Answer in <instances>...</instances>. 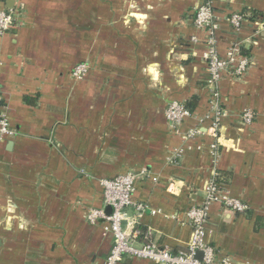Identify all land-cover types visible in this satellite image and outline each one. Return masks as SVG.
<instances>
[{
	"label": "crops",
	"instance_id": "crops-1",
	"mask_svg": "<svg viewBox=\"0 0 264 264\" xmlns=\"http://www.w3.org/2000/svg\"><path fill=\"white\" fill-rule=\"evenodd\" d=\"M204 1L0 0L18 24L0 34L3 101L16 132L0 136V264H104L113 236L87 214L105 208L100 180L130 171L139 173L134 200L148 205L140 218L128 208L135 227L174 252L187 248L186 212L202 202L215 164L208 120L202 134L183 136L212 96L206 32L193 23ZM212 1L220 54L238 41L252 60L242 77L221 80L227 116L217 157L221 189L249 210L212 205L207 241L235 264H264V32L248 20L236 32L227 21L233 12L263 21L264 0ZM81 62L90 70L76 80ZM194 97L175 132L169 102ZM247 109L252 124L242 120ZM120 264L156 263L125 256Z\"/></svg>",
	"mask_w": 264,
	"mask_h": 264
},
{
	"label": "built area",
	"instance_id": "built-area-1",
	"mask_svg": "<svg viewBox=\"0 0 264 264\" xmlns=\"http://www.w3.org/2000/svg\"><path fill=\"white\" fill-rule=\"evenodd\" d=\"M248 19V14L241 12H233L227 17V21L236 32L242 30ZM219 21L220 18L215 13L212 0H205L197 6L193 23L196 28L206 32L204 39L206 48L202 59L206 64L207 85L212 90V96L207 116L199 119L198 125L189 129L183 136L185 139H193L202 134V124L204 120H208L207 134L213 139L210 150L215 164L212 176L204 189L202 202L191 206L186 212V221L192 229L187 248L174 252L168 247L160 246L150 238L149 233H142L138 227H135L136 218L131 219L128 208L135 207L137 217L140 218L148 210V205L134 200L133 194L139 173L130 171L100 180L104 188L105 208L111 207V212L108 213L105 208L92 207L87 214L91 224L102 223L104 233L113 236V245L104 264H120L125 256L148 259L156 264H235L230 256L219 255L216 248L207 241V222L210 208L216 203L222 204L234 213H246L249 210L248 204L230 196L220 188L217 157L220 129L223 119L227 116L220 100L221 80L225 75L233 78L242 77L251 66L252 60L249 56L242 54L241 43L238 41L232 43L224 55L220 54L217 36ZM255 24L257 32H264V20H258ZM17 25L16 11L0 9V34L14 29ZM192 41L199 42V39L193 36ZM89 70L90 66L86 62H81L72 69L71 76L76 80H82ZM191 116L192 112L183 102L177 100L170 101L165 110V117L170 127L177 133L180 132V126L185 119ZM241 117L245 124H252L256 119V113L247 109ZM15 133L3 101L0 80V136L10 137ZM157 212V210H151L152 214Z\"/></svg>",
	"mask_w": 264,
	"mask_h": 264
},
{
	"label": "trees",
	"instance_id": "trees-1",
	"mask_svg": "<svg viewBox=\"0 0 264 264\" xmlns=\"http://www.w3.org/2000/svg\"><path fill=\"white\" fill-rule=\"evenodd\" d=\"M241 13H245V12H241ZM261 17V16H260ZM260 21L261 18H259V14L257 13H254L253 16L251 18L248 19L249 22H252V23H255L256 21ZM242 54L245 55L243 53V49H242ZM185 104V106L191 111L193 112L196 105H197V99L194 97V98H191L190 100L186 101V102H183ZM220 182H221V178H219V186L220 188H222V186L220 185ZM142 233H144V229H142L141 227H138Z\"/></svg>",
	"mask_w": 264,
	"mask_h": 264
},
{
	"label": "water",
	"instance_id": "water-1",
	"mask_svg": "<svg viewBox=\"0 0 264 264\" xmlns=\"http://www.w3.org/2000/svg\"><path fill=\"white\" fill-rule=\"evenodd\" d=\"M107 212L110 213L111 212V207H107ZM200 256V254H199Z\"/></svg>",
	"mask_w": 264,
	"mask_h": 264
}]
</instances>
